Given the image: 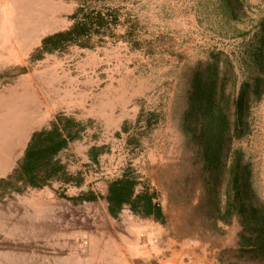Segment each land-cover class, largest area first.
<instances>
[{
	"label": "rangeland",
	"instance_id": "374dc122",
	"mask_svg": "<svg viewBox=\"0 0 264 264\" xmlns=\"http://www.w3.org/2000/svg\"><path fill=\"white\" fill-rule=\"evenodd\" d=\"M77 1L0 0V70L30 65V55L44 37L72 25ZM114 3L140 19L144 36L156 47L135 49L119 27L115 36L92 49L73 47L67 53L47 55L13 84L0 83L4 154L0 158L9 154V135L22 143L60 113L82 120L88 124L87 132L61 158L71 173L84 178V184L66 185L67 192L77 195L91 188L106 196L109 182L131 170L143 189L158 193L169 215L166 226L146 221L149 228L158 227L159 240L193 242L207 248L218 264L209 244L188 238L192 229L182 218L184 210L170 202L168 192L173 175L185 162L180 130L186 105L183 71L187 63L207 58L215 49L242 58L247 47L238 34L254 30L264 16V0H247L245 21L232 24L221 15L220 0ZM252 122L253 133L239 145L254 165L256 186L264 198V99L255 103ZM126 123L139 144L130 142L122 131ZM95 145L108 147L99 164L89 157ZM61 186L56 182L47 187V207L24 199L0 201V264H113L118 254L125 256L123 248L143 250L155 242L154 235L148 240L132 232L138 228L139 217L130 210L115 219L105 198L75 206L59 197ZM39 215L55 216V220L39 222ZM50 225L53 229H47Z\"/></svg>",
	"mask_w": 264,
	"mask_h": 264
},
{
	"label": "trees",
	"instance_id": "16d2710c",
	"mask_svg": "<svg viewBox=\"0 0 264 264\" xmlns=\"http://www.w3.org/2000/svg\"><path fill=\"white\" fill-rule=\"evenodd\" d=\"M77 2L72 25L44 37L31 53L30 65L0 70L2 85L28 74L31 65L47 55L67 53L73 47L92 49L115 36L119 27L135 49L148 47L151 51L156 47L144 36L140 19L115 5L114 0ZM246 2L220 0L221 15L228 24L245 21ZM238 35L247 47L242 58L215 49L207 58L185 66L186 105L180 119L185 162L173 175L168 192L170 202L184 210L182 218L192 229L188 238L209 244L218 264H264V198L256 186L254 165L239 145L253 133V107L264 99V16L254 30ZM168 51L176 53L173 48ZM87 130L86 122L65 113L58 114L49 126L35 130L13 172L0 178V201L7 203L30 189L52 187L57 182L63 184L59 197L75 206L105 198L115 219L130 210L141 219L166 226L169 215L158 193L143 189L131 170L109 182L106 196L91 188L77 195L67 192L66 185L82 187L84 178L71 173L61 155ZM131 130L129 123L122 129L130 142L139 144ZM107 149L106 145L91 147L90 160L99 164Z\"/></svg>",
	"mask_w": 264,
	"mask_h": 264
},
{
	"label": "crops",
	"instance_id": "0c3cea01",
	"mask_svg": "<svg viewBox=\"0 0 264 264\" xmlns=\"http://www.w3.org/2000/svg\"><path fill=\"white\" fill-rule=\"evenodd\" d=\"M31 136L29 135L26 140L22 143H18L16 138L14 139L10 135L6 138L8 141L7 145H10L9 153L7 156L0 158V172L3 171L0 178L7 177L10 175L14 168L17 165L18 160L24 154L28 142ZM3 146V145H2ZM0 146V148L2 147ZM5 151V150H4ZM5 153V152H4ZM2 151L0 149V156H2ZM48 188L44 189H30L27 193L23 195H16L15 201L22 199L33 202L34 206L37 207H47L49 206V202L47 198ZM38 196L39 199L36 198ZM36 217V216H35ZM34 217V218H35ZM37 221L39 222H52L55 220V216H37ZM133 218V217H132ZM136 219V218H135ZM138 219V228L133 230L132 232L138 233L140 237H147L150 239L151 235H154L155 242L150 245L148 248L141 250L138 248H134V246H130L128 248H123L125 256L118 254V258H115L113 264H214L215 260L212 257V253L208 251L207 248L199 247L193 242H175L173 239H168L166 242L164 240H159L158 227L149 228L146 224V221H150L151 219ZM136 219V220H137ZM7 220V219H6ZM153 220V219H152ZM8 221V220H7ZM154 221V220H153ZM155 222V221H154ZM156 225L157 222H155ZM47 229H53V226H49ZM128 232H130L128 230ZM126 232V234H129ZM118 240H120V236H117ZM133 238L132 236L130 237Z\"/></svg>",
	"mask_w": 264,
	"mask_h": 264
}]
</instances>
